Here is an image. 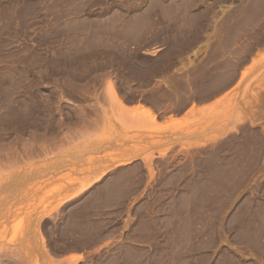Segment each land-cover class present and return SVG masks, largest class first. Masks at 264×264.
Wrapping results in <instances>:
<instances>
[{"label":"rangeland","instance_id":"1","mask_svg":"<svg viewBox=\"0 0 264 264\" xmlns=\"http://www.w3.org/2000/svg\"><path fill=\"white\" fill-rule=\"evenodd\" d=\"M0 264H264V0H0Z\"/></svg>","mask_w":264,"mask_h":264},{"label":"crops","instance_id":"2","mask_svg":"<svg viewBox=\"0 0 264 264\" xmlns=\"http://www.w3.org/2000/svg\"><path fill=\"white\" fill-rule=\"evenodd\" d=\"M187 139L189 141H191V144H198L201 140H203V134L200 132H195L192 134L187 135ZM76 253H69V255L67 257H69L68 259H72V255H75ZM46 258V256H45Z\"/></svg>","mask_w":264,"mask_h":264},{"label":"bare ground","instance_id":"3","mask_svg":"<svg viewBox=\"0 0 264 264\" xmlns=\"http://www.w3.org/2000/svg\"><path fill=\"white\" fill-rule=\"evenodd\" d=\"M112 87H110V92H111V94H113V92H112V89H111ZM112 96H114V94L112 95ZM116 96V95H115ZM114 98H116V97H114ZM129 110H131L132 112H139L140 111V108L139 107H134V108H130Z\"/></svg>","mask_w":264,"mask_h":264}]
</instances>
